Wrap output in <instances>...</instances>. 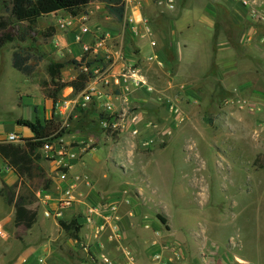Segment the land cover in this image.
I'll return each mask as SVG.
<instances>
[{
    "label": "rangeland",
    "instance_id": "rangeland-1",
    "mask_svg": "<svg viewBox=\"0 0 264 264\" xmlns=\"http://www.w3.org/2000/svg\"><path fill=\"white\" fill-rule=\"evenodd\" d=\"M3 1L0 0V18L13 24L10 15L3 10ZM238 1L242 10L250 14V22L255 28L251 38L257 37L260 42L257 50L247 52L248 48L243 49L245 26L236 24L235 17L228 11V16H224L227 25L223 29L227 31L230 25L228 34L232 48L229 53L237 55L240 61L250 60L248 64H238L240 72L248 73L256 67L264 74V0ZM221 10L220 6V13ZM58 20L65 19H55L53 15L43 17L33 25L28 38L19 35L15 43L2 51L0 57L6 59L8 69L0 79V137H8L11 132L12 127L4 122L21 112L18 91H34V87L31 89L21 82L19 72L13 69L14 53L30 57V66L37 64V58H43L31 76L35 83L49 77V64H70L85 73L86 84L81 93L72 92L66 95L67 98L81 99L91 86L96 85L112 97L116 113L107 114L95 103L87 107L76 105L72 113L63 117V122L59 121L64 135L49 143L53 153L40 151L41 164L50 180L48 190L52 191L53 198L59 190L52 178L56 173L68 170V167L56 165L57 153L75 157L82 152L83 156L93 157L87 159L86 166L88 169L90 165L95 167L94 177H101L100 173L112 174L120 179L121 185L127 186L121 195L128 204L130 202L132 209H138L140 214H147L157 222H160L159 215L173 223L175 230L187 240V246L182 242L175 245L173 237L160 236L159 240L170 245V259L175 264H264V103L259 102V96H253L257 98L253 101L246 96L249 94L238 93L245 90L247 81L242 82L243 89L234 86L232 93L226 92L221 83L211 94L203 93V88L195 93L189 88L185 89L187 93L158 90L147 82L146 75L148 72L158 74L162 80V66L150 60V64L155 65L153 68L148 71L146 63L142 71L133 68L136 76L129 84L118 85L116 80L123 75L132 77V66L116 70L117 64L111 53L107 54L110 57L100 55L87 62L83 57L80 60L69 56L63 58L49 51L47 45L51 38L46 37L47 31L54 28ZM220 21L223 22L219 20L218 34ZM19 27L21 34L27 31V24ZM202 34L200 50L194 48L192 52L201 58V68L210 71L214 53L203 31ZM133 80L146 85L136 87ZM206 81L201 79V85ZM263 84L258 82V90L264 92ZM260 98L264 100V96ZM19 136L24 145L36 139ZM81 137L86 140L81 141ZM94 159L97 161L92 163ZM20 186L21 180L12 185L17 189ZM33 202L32 210L41 212L38 196ZM12 211L14 206L6 201L2 188L0 228H4L7 235L4 239L0 236V264H8L9 252L18 246L31 248L47 241L52 246L58 245L51 238L49 241L34 236L38 231L36 226L27 230L11 224L9 215ZM47 233L51 231L47 230ZM65 238V245H70L74 239L71 233H66ZM152 241L144 246L145 251L157 248L152 247ZM75 243L74 246L82 249L81 239ZM176 252H180L179 261L174 255ZM183 253H186L185 259Z\"/></svg>",
    "mask_w": 264,
    "mask_h": 264
},
{
    "label": "crops",
    "instance_id": "crops-1",
    "mask_svg": "<svg viewBox=\"0 0 264 264\" xmlns=\"http://www.w3.org/2000/svg\"><path fill=\"white\" fill-rule=\"evenodd\" d=\"M220 6L223 9L221 13ZM228 11L231 17H235L236 24L245 26V32L242 34V48H248L247 52L250 49L257 50L260 39L254 37L253 40L251 38L255 28L250 22V14L242 10L238 0H178L174 10H170L164 0H127L126 15L122 23H117L112 18L105 3H93L77 17H72L65 12L52 14L55 19L63 17L65 20H58L59 22L54 26L56 33L50 37V43L47 46L53 55L57 56L58 54L63 58L69 56L80 60L83 57V48L82 44L76 40V34L82 26L88 25L91 34L84 36L83 44H90L99 36L106 37L109 52L114 58V63L117 64L116 70L132 66L131 72H134L133 68H139L142 71V66L146 63L145 67L149 71L155 66L150 64V60H153L152 62L155 64L158 62L162 66L160 69L162 80L158 74H149L148 72L146 75L148 76L146 77L147 82H150L158 90L163 88L164 91L171 89V91L187 93L185 89L189 88L195 93L197 92L195 90L203 88V93L211 94L221 83L226 92L232 93L234 86L242 88V82L247 81L245 90L238 91V93L249 94L246 96H249L250 100L253 101L257 99L253 96H259V102L264 103V100L260 98L264 96V92L261 89L258 90V82H264V74L260 73L256 67L248 73L244 70L240 72L238 64H248L250 60H246L247 62L240 61L237 55L231 56L232 54L229 53L232 48L228 34L230 25L228 24L227 31L223 29L227 25L224 22V16H228ZM220 19L223 21H220V31L225 33L219 31V36ZM202 31L206 35L208 46H212L214 53L213 58H211L213 68L210 71L201 68V58L199 59L197 54L192 52L194 48L199 50L201 48L199 40L203 35ZM258 31L260 30L258 29ZM242 56L245 54L242 53ZM122 57L123 59L119 61ZM5 60L0 57V79H3L2 76L7 73L8 64ZM132 64L136 65L133 66ZM15 70L19 72L21 82L31 89L34 87V91H29V93L18 91L21 99V112L16 117H10L4 123L12 127L9 135L17 134L23 137L37 138L38 135H41L39 132L32 130L26 124H18V121L22 120L24 123L35 124L36 118L39 117L43 126L48 128L49 121L53 120L59 124V121L63 122L64 116L55 114V103L46 99L39 83L31 80V76L36 72L28 76L17 69ZM81 73V70L74 66L70 67L69 64L63 70L61 79L64 82H70L76 80ZM201 79H207V81L201 85ZM72 92L75 90H66L60 95L59 100L66 98V95ZM6 137H0V142L6 141ZM86 137L90 138V135ZM80 140L84 141L86 138L81 137ZM89 158L93 157L83 156L82 152L75 157L73 154L57 153L56 165L68 167V170L66 169L60 174L56 173L55 177L52 178L54 186L59 190L55 193L56 196L53 198L52 191L48 189L44 190V194L48 193L53 198L51 202L53 207L57 205L59 196H62L65 190L72 187L76 201L62 207L63 217L55 220L45 217L47 207L44 206L42 198L38 197L41 212H37L38 217L35 226L38 227V231L34 233V236L49 241L51 238L58 245L52 246L47 241L31 248L24 249L22 246H18L9 252L8 264L10 262L12 264H96L97 259L99 261L97 264H105V258L113 264H126L125 258L117 250V243L108 239V236L112 234L110 231L103 235L102 244H99L92 239L93 227L91 230L84 225V217L92 207L97 208L105 205L118 207L120 219L117 225L121 234L122 245L136 255L139 263L175 264V261L170 259V245L166 241L162 244L159 240L160 236L165 239L173 237L175 245L182 242L183 246H185L184 244L187 246V240L175 230L171 221L162 218L163 221L157 222L147 214H140L141 211L138 209H132L130 202L128 204V201L121 195V191H125L127 186L121 185L120 179L115 175L112 176V174L100 173L101 177H94L97 172L95 167L90 165V169H88L86 166V161ZM96 161L94 159L92 163ZM42 166L44 167V165ZM0 174V189L4 188L3 182L12 187L21 180L2 157ZM140 174L144 177L143 173ZM30 209L32 208L30 207ZM74 220H77L81 226L79 239H81L82 249L80 250L79 246H74L79 239L76 241L73 239L70 241V245L64 244L67 232L61 229L59 225L60 221L71 223ZM9 221L15 226V208L9 215ZM0 230L4 233L1 238H6L7 232L4 228H0ZM47 230H50L52 234L47 233ZM154 238H157L158 242L154 241ZM152 240L157 242V245H154ZM148 241H152V247L157 246V248L145 251L144 246ZM157 255L158 258H156ZM174 255L177 261L181 259L180 252H176ZM184 257H186V253H183Z\"/></svg>",
    "mask_w": 264,
    "mask_h": 264
},
{
    "label": "trees",
    "instance_id": "trees-1",
    "mask_svg": "<svg viewBox=\"0 0 264 264\" xmlns=\"http://www.w3.org/2000/svg\"><path fill=\"white\" fill-rule=\"evenodd\" d=\"M93 3H105L108 7L109 14L117 23H122L126 15V0H4L3 10L5 14L10 15L13 24L5 18H0V56L2 51L9 45L15 43L19 35L23 38L29 37V32L33 31L35 25L43 17L65 12L72 17H77L85 12L89 5ZM16 24V25H14ZM27 24V31L21 34L20 25ZM46 37H53L54 28L47 31ZM31 58L23 53L16 52L13 55V67L25 75H32L36 72L38 63L42 62V57L37 58L35 66L29 65ZM66 63H55L47 66L48 79L39 81V86L46 99L56 103L66 90L73 89L76 93H81L86 84L85 73L73 81L64 82L61 75ZM18 124H26L32 130L39 132L34 142L27 143H0V156L10 165L21 179L19 189L10 187L3 182V191L7 201L14 205L15 208V226L24 227L29 230L37 223L38 214L30 209L34 204L33 200L40 190L50 188V180L47 177L46 170L41 164L40 151L48 143L61 139L64 131L61 130V124L49 121V127L43 126L39 117L36 118L35 124L18 121ZM37 185V186H36ZM35 188V190L33 189ZM160 221H163L158 216ZM61 229L73 235L74 240L79 239L81 226L77 220L71 223L59 222Z\"/></svg>",
    "mask_w": 264,
    "mask_h": 264
},
{
    "label": "built area",
    "instance_id": "built-area-1",
    "mask_svg": "<svg viewBox=\"0 0 264 264\" xmlns=\"http://www.w3.org/2000/svg\"><path fill=\"white\" fill-rule=\"evenodd\" d=\"M127 1V0H126ZM167 4V7L170 10H174L177 6L178 0H164ZM91 34V29L88 25H84L80 28L79 32L76 34V40L82 44L83 48V58L87 62H92L94 59H97L100 55H106V57H110L107 55L109 52L107 45V38L99 36L98 39L94 40L90 44H83V38L85 35ZM132 73V77L130 75H123L124 77L117 79L116 84L120 85H128L130 79L135 77V73ZM102 78L101 76L99 77ZM133 83L136 87H139L141 84L146 85L144 82L141 83L139 80H133ZM95 103L98 107L102 108L104 112L107 114L116 113L115 104L112 97L106 95L102 90H100L96 85H93L89 88V90L84 94L81 99H68L67 97L57 101L54 104V112L56 115L61 117H67L70 113H72L76 107V105H80L82 107H87ZM63 115V116H62ZM61 130H63L61 126ZM6 143H22L19 135L11 134L7 137ZM53 146L46 144L44 148L41 150L43 153L52 154ZM62 153V152H60ZM94 154H96V150H94ZM39 198H42V202L44 206H46L45 217L47 219H61L63 217L62 207L67 206L76 201L74 198L72 187L65 190L62 196H59L57 199V205L51 206V202L53 198L47 193L44 194V190H40L37 193ZM120 217L118 214V207L115 205H105L101 207H92L89 213L84 217V225L93 230L91 232L92 239L99 244H102L103 235L107 232H111L112 234L108 236L110 241L117 243L118 252L125 258L126 264H140L136 255L127 247L122 245L121 234L119 233L117 222ZM3 231L0 230V236H3ZM157 245V242L153 243ZM158 258V255L156 256ZM105 264H113L108 259L105 258Z\"/></svg>",
    "mask_w": 264,
    "mask_h": 264
}]
</instances>
